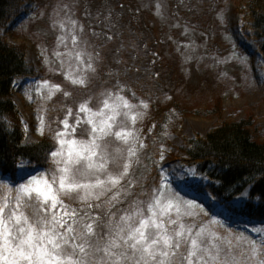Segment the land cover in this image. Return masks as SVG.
<instances>
[{
    "label": "trees",
    "instance_id": "1",
    "mask_svg": "<svg viewBox=\"0 0 264 264\" xmlns=\"http://www.w3.org/2000/svg\"><path fill=\"white\" fill-rule=\"evenodd\" d=\"M26 1L0 0V194L10 195L3 186L15 189L26 184V178L20 173L21 166L39 169L50 179L59 167L51 153L60 148L56 133L64 129L62 121L68 118L73 123L80 104L88 99L94 102L115 91L122 92L135 102L148 103L149 110L157 118L145 138L138 162H132L129 174L121 180L124 187L120 189L116 201L110 204L108 201L104 203L103 197L100 201L89 199L87 202L64 198L65 205L78 214V229L85 222L93 223L87 217H100L104 211L114 213V220L128 212L150 215L147 206L157 199L163 180L159 165L163 152L161 148L170 144L168 135L177 132L183 120L192 113L217 115L221 120L220 126L206 136L188 140L189 147L183 149L186 154L181 158L184 166L193 169L195 176L201 178L192 187L198 192L210 193L232 212L264 224V132L255 116L250 112L242 119L226 120L222 119L221 105L194 112L186 100H177L173 92L181 81L176 61L167 51L169 44L165 29L160 23H155L150 13H141V17H136L137 0H91L96 3L95 6L91 3L92 34H95L91 40L95 56L101 59L97 65L102 70L84 88L70 89L69 81L60 76L54 77L64 91L50 101L38 98L33 103V106L40 107L45 128L40 141L26 143L25 117L13 99L15 82L28 77L44 79L49 76L45 68L39 70L29 63L25 44L11 43L2 32L8 23L21 17ZM36 1L38 4L42 2ZM167 1L173 12H178L180 21L186 19L192 24L190 21L194 20L195 26L201 22L210 31L224 0ZM130 7L134 9L133 13L129 11ZM244 12L246 18L240 29L247 39L258 44L264 60V0H249ZM187 16H190L189 20ZM70 90L72 97H66L64 92ZM173 98L175 100L171 101ZM69 109L71 115L68 114ZM86 132H89L87 124L76 127L77 137ZM250 185L249 200L239 210L233 208L231 201ZM98 203L102 208L95 207ZM107 220L105 215L104 221ZM183 223L193 226L194 231L202 227L212 233L215 230L220 234L235 235L229 234L232 229L214 223L208 214L193 213L185 217Z\"/></svg>",
    "mask_w": 264,
    "mask_h": 264
},
{
    "label": "rangeland",
    "instance_id": "2",
    "mask_svg": "<svg viewBox=\"0 0 264 264\" xmlns=\"http://www.w3.org/2000/svg\"><path fill=\"white\" fill-rule=\"evenodd\" d=\"M248 1L224 0L216 12L210 31L208 26H202L201 22L195 26L194 20L190 21L192 24L186 19L180 21L178 12H173L167 0H137L135 9L138 12L136 17L150 13L154 16L152 19L155 23H160L163 25L162 29H165L169 44L167 53L174 57L181 81L173 92L177 100H186L194 112H201L209 107L215 109L221 105L222 119L226 120L242 119L251 112L264 132V60L259 53L258 44L247 39L240 29L246 18L244 10ZM91 3L96 5L91 0H42L40 4L36 0H27L22 6L21 17L2 29L11 43L25 44L28 48L29 63L37 66L39 70L45 68V73L49 76L44 79L28 77L15 82L13 99L25 117L26 143L40 141L45 128V118L40 114V107L33 106V103L38 98L50 101L60 91H64L54 77L60 76L69 81L70 89L84 88L102 70L97 65L101 59L95 56L91 40L95 37V34H92ZM129 11L133 13L134 9L130 7ZM186 18L189 20L190 16ZM212 32L213 36L210 35ZM73 37L76 38V43H73ZM93 68L95 71H92ZM68 77L84 78L86 84H73ZM53 85H58L60 90L48 99L49 89H52ZM68 93L66 97H72V91ZM117 97H123L136 107L128 118L123 115L117 118L116 123L121 127L114 130L131 131L135 139H130L129 144H125L112 137L108 150L115 152L121 149L126 158V149L129 145H134L138 151L137 156L131 158L133 162L141 153L142 148L139 145L144 143L157 118V115L149 110V104L144 102L148 105V108L144 109L141 101L135 102L122 92L115 91L94 102L88 99L82 104L86 103L92 113L98 110L108 112V109L103 107V101L107 100L110 106L119 104ZM126 111L128 110L121 108L122 113ZM137 112L144 115L133 124L130 116ZM92 113L81 112L79 106L73 123L65 118L69 125L68 129L64 126L62 130L68 133L65 139H91L87 132L81 137H77L75 133L77 126L87 124ZM77 120L80 121L79 125ZM220 121L217 115L192 113L183 120L177 132L168 135L170 144L161 148L163 152L159 165L163 180L157 199L164 203L171 201L174 205L181 202L182 216L176 217L175 208L171 210L170 215L182 223L185 217L193 213L209 212L213 216V222L225 227L234 226L238 231L229 234L260 241L264 239V224L249 223L245 217L216 204L209 193L197 192L192 184L200 182L201 179L195 176L193 169L184 166L181 161V158L186 156L183 149L190 145L188 140L196 136H206L209 131L220 126ZM87 125L90 131L91 126ZM20 173L26 178V184L33 177L47 178L37 169L25 166H21ZM104 178L101 175V179ZM249 191L250 187L236 197L233 207L238 209L244 205L248 200ZM111 195L108 194L109 197ZM103 200L106 203L108 197H103ZM188 204L191 205L190 208L184 206ZM188 211L191 215L185 214ZM215 233L221 235L214 230L213 234Z\"/></svg>",
    "mask_w": 264,
    "mask_h": 264
},
{
    "label": "snow or ice",
    "instance_id": "3",
    "mask_svg": "<svg viewBox=\"0 0 264 264\" xmlns=\"http://www.w3.org/2000/svg\"><path fill=\"white\" fill-rule=\"evenodd\" d=\"M72 39L76 43V38ZM68 78L73 84H86L84 78ZM59 90L58 85H53L48 99ZM117 99L120 103L111 106L103 101L108 112L92 113L86 103L80 105L81 112L92 113L87 120L91 126L87 135L91 139H65L66 131L56 133L60 148L51 155L59 167L50 179L33 177L15 189L3 186L10 195L0 194V264H264V239L215 235L202 227L194 231L193 226L170 215L175 208L176 217L182 216L181 202L174 205L155 199L147 206L150 215L128 212L115 220L114 213L104 211L100 217H87L93 223L85 222L77 228L78 214L65 205L64 198L87 202L108 197L111 204L124 187L121 180L129 174L131 158L137 156L134 145L126 149V158L121 149L108 150L112 137L125 144L135 139L131 131L114 130L121 127L117 118H128L136 107L123 97ZM141 104L148 108L146 103ZM121 108L128 111L122 113ZM68 114L71 115L70 109ZM143 115L137 112L130 119L134 124ZM62 123L65 129L69 128L67 120ZM76 123L79 125L80 121ZM139 146L144 147L142 143ZM101 175L105 178L101 179ZM124 191L127 195L126 188Z\"/></svg>",
    "mask_w": 264,
    "mask_h": 264
}]
</instances>
